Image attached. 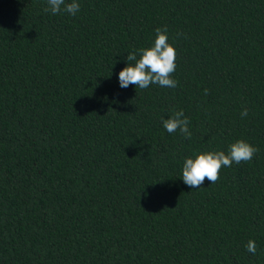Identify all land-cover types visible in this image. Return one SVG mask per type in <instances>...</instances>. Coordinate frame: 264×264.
Segmentation results:
<instances>
[{"label":"trees","instance_id":"trees-1","mask_svg":"<svg viewBox=\"0 0 264 264\" xmlns=\"http://www.w3.org/2000/svg\"><path fill=\"white\" fill-rule=\"evenodd\" d=\"M79 3L0 0V264H264V0ZM165 26L177 86L121 88ZM237 139L251 161L183 183Z\"/></svg>","mask_w":264,"mask_h":264},{"label":"clouds","instance_id":"clouds-1","mask_svg":"<svg viewBox=\"0 0 264 264\" xmlns=\"http://www.w3.org/2000/svg\"><path fill=\"white\" fill-rule=\"evenodd\" d=\"M80 10L79 0H47L45 12L58 14L64 11L75 16ZM167 27H157L155 29L154 42L149 47L138 50L139 56L135 52L126 56L127 64L118 73V81L121 88H127L130 84L135 88L147 89L152 84L161 87L175 88L177 81L172 78L176 70V50L169 43ZM181 35V34H178ZM134 62V63H131ZM205 89V94H207ZM248 109L241 110V116L247 117ZM189 119L184 115L183 110L175 111L167 119L162 118L163 127L168 133L179 131L186 138H191L189 130ZM259 149L243 139H237L228 147L227 153L222 150L204 151L197 153L194 158L186 157L182 167L183 183L191 189L200 188L204 181L210 184L218 181L219 172L222 167H231L234 163L249 162ZM246 250L253 255L256 254L257 247L253 240H249Z\"/></svg>","mask_w":264,"mask_h":264}]
</instances>
